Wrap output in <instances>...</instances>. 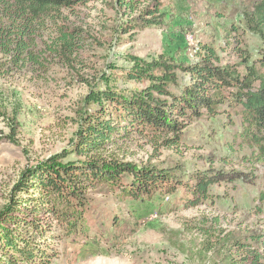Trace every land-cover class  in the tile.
<instances>
[{"label":"rangeland","instance_id":"374dc122","mask_svg":"<svg viewBox=\"0 0 264 264\" xmlns=\"http://www.w3.org/2000/svg\"><path fill=\"white\" fill-rule=\"evenodd\" d=\"M16 1L0 0V211L26 169L55 156L84 160L73 140L101 94L134 95L158 84L179 93L198 47L231 41L224 31L240 25L254 2L164 0L155 26L132 30L116 0H88L28 23ZM242 30L256 57L261 40ZM218 54L225 64L239 62L230 51ZM136 64L147 68L140 82L130 79ZM240 132L238 108L228 100L218 114L190 120L171 147L165 138L132 134L112 150L120 162L230 181L212 186V200L195 207L183 205L180 192L134 202L94 186L86 209L97 242L57 239L50 264H250V252L264 264V158Z\"/></svg>","mask_w":264,"mask_h":264},{"label":"trees","instance_id":"16d2710c","mask_svg":"<svg viewBox=\"0 0 264 264\" xmlns=\"http://www.w3.org/2000/svg\"><path fill=\"white\" fill-rule=\"evenodd\" d=\"M87 1L17 0L16 13L28 23ZM163 1L151 0L146 7H142V0L116 3L132 17V30H137L155 26L150 22L160 14ZM253 1L250 9L243 11L241 24L224 31L231 41L226 40L218 49L206 44L198 47L197 61L183 67L189 84L179 93L167 91L163 84L127 96L104 92L97 98L98 107L82 114L75 133L74 152L83 161L63 163L55 156L21 174L0 211V264H50L58 256L54 242L61 238L97 242L91 235L92 220L86 209L88 191L94 186L106 187L122 201L134 202L180 192L181 203L195 207L212 200V186L230 181L225 177L186 179L156 167L120 162L112 150L132 134L154 141L165 138L164 145L171 147L178 144L176 139L190 120L218 114V108L229 100L241 119L237 137L264 158V0ZM241 29L261 40L256 57L250 55L241 34H237ZM62 38L70 46L66 33ZM218 51H230L239 62L225 64ZM135 67L130 79L140 82L147 68ZM253 254L250 252L246 260L262 264L261 256Z\"/></svg>","mask_w":264,"mask_h":264}]
</instances>
